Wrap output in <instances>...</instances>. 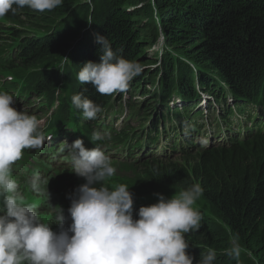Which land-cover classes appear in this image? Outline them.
<instances>
[{"label": "trees", "instance_id": "trees-1", "mask_svg": "<svg viewBox=\"0 0 264 264\" xmlns=\"http://www.w3.org/2000/svg\"><path fill=\"white\" fill-rule=\"evenodd\" d=\"M0 26V64L15 76L22 71L32 77L41 89L60 80L61 75L51 71L63 57L70 61L63 63V75L69 72L74 94L82 92L104 108L120 102L126 91L139 89L140 100L133 105L137 111L129 117H146L140 119L141 130L126 118L122 125L129 137L142 135L148 115L174 98L196 102L206 93L217 101L228 90L251 108L259 107L241 138L194 144L188 154L181 149L177 158L157 155L142 161L129 150L118 164L141 177L133 193L136 201L143 194L148 200L149 189L178 193L201 185L203 194L196 203H206L209 215L207 224L185 237L193 264L210 249L216 252L215 264H237L226 255L236 236L239 264H264V0H63L52 11L24 8L7 14ZM97 34L142 68L124 92L100 95L77 79L85 62H99ZM154 46L156 51L149 55ZM154 119L152 131L158 127ZM143 199L138 203L146 202Z\"/></svg>", "mask_w": 264, "mask_h": 264}, {"label": "clouds", "instance_id": "clouds-1", "mask_svg": "<svg viewBox=\"0 0 264 264\" xmlns=\"http://www.w3.org/2000/svg\"><path fill=\"white\" fill-rule=\"evenodd\" d=\"M62 4L63 0H0V18L24 8L52 11ZM95 40L100 45L99 62H85L78 81L90 84L100 95L126 91L142 68L113 50L105 36L97 34ZM63 60L70 62L67 57ZM15 100L13 94L0 91V264H193L185 237L202 226L203 215L193 207L203 194L201 185L192 184L170 198L155 194L157 202L140 206L134 219L129 187L118 184L109 188L105 183L116 173L110 157L98 146L85 148L82 139L65 142L62 149L70 157L71 172L85 181L70 197V225L65 228L68 217L64 210L49 203V180L45 185L38 172L27 181L28 187L45 198L53 214L43 217L35 205L25 203L12 177L13 165L25 149H42L51 135L44 134L35 115L17 111L12 106ZM71 103L86 120L96 119L103 110L82 92L74 94ZM93 139L103 137L97 132ZM53 223L58 231L52 230ZM240 253L236 236L226 255L239 264ZM215 261L216 252L210 249L196 264Z\"/></svg>", "mask_w": 264, "mask_h": 264}, {"label": "rangeland", "instance_id": "rangeland-1", "mask_svg": "<svg viewBox=\"0 0 264 264\" xmlns=\"http://www.w3.org/2000/svg\"><path fill=\"white\" fill-rule=\"evenodd\" d=\"M156 49H157V46H154V48L153 47L150 48L148 50V54L149 55H152L156 51ZM57 69L52 70L51 72L57 75V73H60L59 72L60 70H64V67L63 66H60ZM68 74H69V72H66V75H65V72H64V75L62 76V78H65V79L68 80V78H67V75ZM150 86H152V85H150ZM150 86H148L146 89L151 88ZM139 95H140L139 89L133 90L131 92L126 91L125 96H124V98L126 99V111L125 112L128 111V104L129 103L136 104L140 100ZM175 103L176 102H174V104ZM177 106H179V105H177ZM212 108H214V105L213 104H212ZM192 112H194V111H192ZM36 113H39V111H37ZM193 115H191L192 120L199 119V116H196L195 114H193ZM209 115L210 114H208V113H204V116L201 119L202 120H205V119L209 118ZM132 123L135 124L136 121L133 120ZM201 128H203V126ZM212 129L215 131V134H216V136H214V137H218V135H217V133H218L217 132V129L215 127H213ZM231 133L232 132H225L226 135L227 134H231ZM215 140H218V139L215 138ZM172 156L175 157V155H172ZM111 162H112V164L115 163V161H111ZM32 167L35 168V169H41V170H44V171L48 169V165L44 161L37 160V159L32 164ZM60 168H62V169H68L69 167L67 166V164H64V165L62 164ZM13 171H14V166L12 168V177L15 179ZM115 174L120 177V180H121V183L122 184H125V185H127L129 187V191H131L132 193L135 191V187L138 186L137 184L141 181V177H139V175L137 173H135V172L134 173H123L121 170L116 169V173ZM113 183H116V180H113L112 184ZM139 186H141V185H139ZM144 190H146V189H144ZM19 192H20L21 198L23 199L24 202L27 201V200L34 201V202H39V199H40L39 198V194H36V193L31 192L30 189H29V187H28L27 182H24V183L19 184ZM157 193L162 194L166 198H170L173 195H178L179 192L178 193H175V192L174 193H168L166 191H161V190H157V189H149L147 191L146 198L148 199L149 197L153 196V197H151V199L149 198L150 200L149 199L148 200L151 201L152 204L153 203H156L157 202V196L155 194H157ZM40 197L41 198H44L42 195ZM38 207H40V205H38ZM193 207L196 208L197 210H199L202 213V215H203L202 224H204V223L207 224L206 223V221H207V215H209V213H208V210H207L206 203L201 204L200 206L197 203H195L193 205ZM38 213H39V215H41L43 217H49V211L47 209L40 210V211H38ZM52 213H53V211H52Z\"/></svg>", "mask_w": 264, "mask_h": 264}, {"label": "bare ground", "instance_id": "bare-ground-1", "mask_svg": "<svg viewBox=\"0 0 264 264\" xmlns=\"http://www.w3.org/2000/svg\"><path fill=\"white\" fill-rule=\"evenodd\" d=\"M0 28H1V26H0ZM1 29L3 30V28H1ZM1 29H0V30H1ZM2 30H1V31H2ZM1 31H0V32H1ZM9 31H10V30H9ZM39 36H41V35H39ZM16 55H17V54H16ZM4 61H5V60H4ZM1 62H2V60H1ZM1 66H2V65H1ZM8 68H9V67H8ZM10 70H11V69H10ZM43 70H44V69H43ZM57 70H58V69H57ZM40 71H41V70H40ZM56 72H57V71H56ZM64 72H65V71H64ZM9 73H10V71H9ZM11 73H14V72H11ZM42 73H43V71H42ZM13 75H14V74H13ZM14 77H15V76H14ZM261 79H263V78H261ZM42 82H43V80H42ZM261 82H262V81H261ZM263 83H264V81H263ZM263 83H262V84H263ZM244 84H245V83H244ZM259 84H261V83H259ZM245 85H246V84H245ZM251 85H252V84H251ZM263 86H264V85H263ZM135 87H136V86H135ZM254 87H255V86H254ZM256 88H258V87H256ZM260 88H261V87H260ZM262 88H263V87H262ZM248 89H249V88H248ZM250 89H251V88H250ZM253 89H254V88H253ZM262 90H263V89H262ZM262 90L259 89L258 91H261V93H262ZM248 91H249V90H247V92H248ZM251 91H252V89H251ZM251 91H250V93L255 92V91H253V92H251ZM232 92H233V91H232ZM241 93H242V92H241ZM256 93H257V92H256ZM247 94H248V93H247ZM252 95H254V94H252ZM252 95H251V97H252ZM256 95H257V94H256ZM244 96H245V95H244ZM236 97H237V96H236ZM261 97H262V95H261L259 98H261ZM182 98H183V97H182ZM253 98H254V97H253ZM253 98H251V100H252ZM246 100H247V99H246ZM254 100H255V98H254ZM249 101H250V100H249ZM256 101H257V99H256ZM174 102H176V103L174 104ZM253 102H254V101H253ZM249 103H250V102H249ZM139 104H140V103H139ZM170 105H171L172 108H173V107L176 108V107H180L181 105H184V103H183L182 101H177V100H175V98H174V101H171V102H170ZM173 105H174V106H173ZM177 105H179V106H177ZM246 109H249V108H246ZM241 111H242V110H241ZM193 116H194V115H193ZM256 124H257V123H256ZM262 124H264V119H263V121H262ZM156 127H157V126H156ZM257 127H258V126H257ZM261 127H262V126H261ZM261 127H260V128H261ZM156 129H157V128H156ZM131 130H132V129H131ZM247 130H249V129H247ZM241 132H242V131H240L239 134H240ZM164 133H165V132H164ZM164 133H163V134H164ZM254 137H255V136H254ZM237 139H238V138H237ZM250 139H251V138H250ZM141 150H142V149H141ZM191 153H192V152H191ZM159 158H160V157H159ZM133 171H134V169H133ZM117 172H118V171H117ZM129 173H130V172H129ZM134 182H135V181H134ZM136 183H137V182H136ZM134 184H135V183H134ZM134 184H133V185H134ZM137 185H138V184H137ZM134 187H135V186H134ZM134 187H133V188H134ZM135 188H136V187H135ZM135 190H136V189H135ZM143 190H144V189H143ZM143 190H142V191H143ZM135 192H136V191H135ZM151 194H152V193H151ZM134 195H135V194H134ZM143 195H144V194H143ZM143 195H141L142 197H140V199H138V200L143 199V197L145 198V196H143ZM138 196H139V195H138ZM151 197H153V196H151ZM151 197H149V198L151 199ZM149 198H148V199H149ZM146 199H147V198H146ZM150 199H149V200H150ZM22 200H23V199H22ZM144 200H145V199H143V201H144ZM145 201H148V200H145Z\"/></svg>", "mask_w": 264, "mask_h": 264}]
</instances>
